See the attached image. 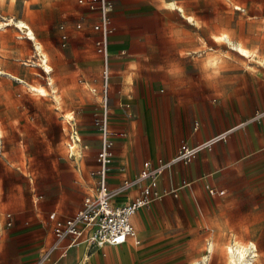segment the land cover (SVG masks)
Masks as SVG:
<instances>
[{"label": "rangeland", "instance_id": "rangeland-1", "mask_svg": "<svg viewBox=\"0 0 264 264\" xmlns=\"http://www.w3.org/2000/svg\"><path fill=\"white\" fill-rule=\"evenodd\" d=\"M0 4V14L6 17L0 22L21 17L20 2L0 0ZM70 7L71 20L64 29L45 31L43 39L37 38L49 56L52 85L47 84L48 73L39 65L33 42L15 39L19 34L13 24L0 43L4 71L0 73V210L5 219L0 249L6 252L7 264H16V257L22 264H36L52 242L49 214H73L89 189L95 188L92 173L101 137L95 119L104 104L111 138L117 137L118 129L126 134L122 126H115L110 96L103 94L101 58L93 46L97 34L87 25L76 30L81 6L70 0ZM26 11L30 12L27 7ZM111 24L112 33L118 30L132 37L153 30L157 37L131 45L140 55L137 63L122 67L116 62L113 67L114 73H123L125 86L139 87L135 100L143 101L147 110L157 105L156 119L170 114L174 124V114L179 110L185 114L190 110L186 103L193 100L210 128L220 130L224 128L216 123L215 114L251 107V100L260 102L264 65L214 36L227 33L233 42L242 41L264 58V0H113ZM80 41L87 45L78 48ZM210 55L216 62L207 65ZM28 84L42 85L47 92L33 94ZM188 87H197L198 92L174 91ZM139 114L141 119L143 112ZM131 117L127 112L125 118ZM73 132L81 138L79 159L69 150ZM174 191L167 190L143 210L137 229L143 232L137 236L140 244L132 242L133 247L129 242L124 250L86 245L89 253L97 251L95 261L87 264H193L207 254L206 244L216 240L220 246L208 254L206 264H222L220 248L235 237L250 242L257 253L254 263L264 264V193L238 185H231L222 196L209 195L207 189L188 190L181 196ZM113 250H119L117 255L111 256Z\"/></svg>", "mask_w": 264, "mask_h": 264}, {"label": "crops", "instance_id": "crops-1", "mask_svg": "<svg viewBox=\"0 0 264 264\" xmlns=\"http://www.w3.org/2000/svg\"><path fill=\"white\" fill-rule=\"evenodd\" d=\"M16 2L21 4L22 13L19 19L28 23L38 39H43L42 34L45 31L58 33L60 31L58 27L64 29L65 23L71 20L70 0H15ZM25 3H28L27 6ZM26 7L30 12L26 11ZM78 13L77 22L82 14H86L87 17L82 26L87 25L90 28V24L95 17L83 6H81V10ZM2 18L6 17L0 14V20ZM12 26L7 25L0 29V43L6 40L3 33L7 29H12L10 28ZM13 28L19 34L15 39H27L16 27L13 26ZM149 32L151 34L131 37L116 30L109 37L108 52L111 74L106 95L110 96V109L112 110L113 120H116L114 121L115 126H122L126 131L125 134L122 129L116 130L117 137L112 139V142L114 140L112 147L114 155L107 175L109 187L114 189L122 182L123 178H132L137 175L146 160L155 164L159 158L167 159L171 157L182 142H186L188 145H195L220 132L233 128L229 133L233 134L232 136L228 134L222 142L221 140L217 141L208 149L199 152L189 163L178 162L166 169L158 180L157 189L160 191L175 190V196H181L188 190L203 189H207L208 193L209 189L222 190L224 191L222 195H224L231 185H238L244 186L255 193H264V117L261 121L249 122L243 126L236 127L240 121L252 116L256 111L264 109V89L258 95L261 97L260 102L257 103L256 100L255 102L251 100L253 102L251 107L235 109L231 112L220 111L218 112L219 114H215L216 123L222 124L224 129H211L208 119L200 115L196 107L197 102L193 100L186 103L189 104L190 110L186 111L185 114L182 110L174 114V124L170 119V114H167L165 118L156 119L153 112L157 105L151 104L147 110L143 101H137L133 98L135 90H139V87L125 86L123 73H114L113 70L116 62L124 67L126 63H137L139 61L138 56L140 55L131 45L147 39L156 41L157 37L152 34L153 30H149ZM80 45L77 47L84 48L87 44L80 41ZM151 57H153V54H151ZM153 61L155 62L151 58V62ZM8 75L15 80L21 81L19 77ZM174 91L178 95H193L198 92V88H175ZM112 97H115V100H112ZM127 112L132 114L131 119L125 118ZM139 112H143L141 119L139 118ZM141 122L144 124L142 128H140ZM119 133H123V135H119ZM139 189L140 185L128 187L126 190L115 194L113 202L122 204L137 195ZM89 190L92 192L94 189L90 188ZM209 195L211 194L209 193ZM165 200L169 202L171 198L168 196ZM147 206L138 210L132 217V224L135 229L134 237L128 238L121 245H105L98 250L106 247L120 248L122 246L124 247L122 250H124L127 247L125 244L129 242L131 245L132 242L134 245L140 244L141 240L137 236L143 235V232L138 230L137 233V229L141 227L139 217H141L143 210ZM57 216L61 217L60 215ZM4 224L5 219L1 217L0 210V236L5 234L4 229L1 231V228H4ZM67 244L68 241H63L40 264H87V262L92 260L95 261L97 251L89 253L84 241L72 246H67ZM0 251L2 252L0 264H7L6 252L1 249ZM132 251H134V248ZM117 252L113 250L111 256H114L115 253L117 255ZM127 254L129 253L121 255L125 256ZM15 260L16 264H22L23 262L20 257H16Z\"/></svg>", "mask_w": 264, "mask_h": 264}, {"label": "built area", "instance_id": "built-area-1", "mask_svg": "<svg viewBox=\"0 0 264 264\" xmlns=\"http://www.w3.org/2000/svg\"><path fill=\"white\" fill-rule=\"evenodd\" d=\"M77 1L80 6L85 7L95 17L90 24V29L98 35L93 41V46L95 52L101 57L103 94L106 95L111 74L108 45L109 37L113 31L111 24L113 0ZM86 17V14L79 17L75 26L76 29L82 27ZM62 37L65 38L66 35L64 34ZM263 117L264 109L258 110L252 116L240 121L236 127L249 122L261 121ZM95 125H97L101 135L100 146L95 154L97 168L92 173L96 176L95 188L85 196L82 204L73 214L61 217L54 212L49 214L52 221L53 240L46 251L40 255L36 264H40L63 241H68L67 246L77 245L80 241H84L86 245H94L100 249L105 245H121L128 238L134 237L133 215L166 193V190L160 191L157 189L158 180L163 172L178 162L189 163L203 149L211 147L217 141L226 139L227 135L233 130V128H230L195 145L182 142L171 157L167 159L159 158L155 164L149 160L144 161L137 175L132 178H123L116 188L111 189L107 175L112 161V138L108 125L106 104H104L100 117L95 119ZM119 135H123V133H119ZM133 185H140L137 195L122 204L113 202L115 194ZM209 193L211 195H222L224 191L209 189Z\"/></svg>", "mask_w": 264, "mask_h": 264}, {"label": "bare ground", "instance_id": "bare-ground-1", "mask_svg": "<svg viewBox=\"0 0 264 264\" xmlns=\"http://www.w3.org/2000/svg\"><path fill=\"white\" fill-rule=\"evenodd\" d=\"M172 5V4H171ZM179 6V5H177ZM176 6V7H177ZM181 14L184 13V10L179 6L177 8ZM187 19L193 20L192 16L187 15ZM5 25L13 24L27 39L34 42V48L36 53L39 55V65L42 66L43 70L48 73V81L49 85H52L54 79L49 76V72L52 70V67L48 64V57L45 53L42 52L43 45L37 40L36 35L33 29L28 25V23L22 19H8L5 22ZM3 22H0V29H2L5 25ZM227 33H221L219 35H215V41H222L229 44L230 48L235 50L238 54L250 58L254 60L259 65H264L263 56L256 49H248L244 45L242 41L233 42ZM46 52V51H44ZM216 62V58L213 55H210L206 58L205 64L211 65ZM0 73H3V70L0 69ZM30 91L33 94L43 95L47 92L42 85H33L28 84ZM53 92H55V88L52 86ZM57 97V96H55ZM57 100H59L57 98ZM70 114L64 115L65 118L69 117ZM81 138L77 132H73V136L71 141L68 143L69 150L79 159L81 156V146H80ZM81 158V157H80ZM233 239V238H232ZM220 245L215 241H209L206 244L207 254H203L200 260H195L193 264H206L208 259V254L215 248H218ZM224 255V260L222 264H255L254 258L257 255L255 249L253 248L250 242H245L238 237H235L232 242L222 244V248H220Z\"/></svg>", "mask_w": 264, "mask_h": 264}]
</instances>
